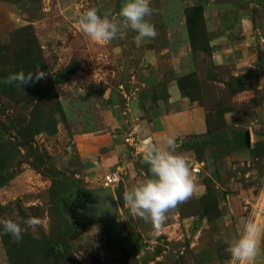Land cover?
<instances>
[{
  "label": "rangeland",
  "instance_id": "rangeland-1",
  "mask_svg": "<svg viewBox=\"0 0 264 264\" xmlns=\"http://www.w3.org/2000/svg\"><path fill=\"white\" fill-rule=\"evenodd\" d=\"M207 1L150 0L149 20L157 36L137 45V33L127 29L112 42L142 57L188 38L193 50L206 55L200 62L201 77L189 70L179 77L183 95L209 111V133L193 146L206 194L179 207L183 215L220 220L214 225L204 222L198 232L192 221L164 231L161 225L142 227L145 234H140L139 247L122 248L110 258L101 252L98 258L90 246L91 240L99 241L95 235L74 239L82 229L74 224L77 169L63 162L69 154L73 122L77 124L74 118L81 117L66 108L74 101L99 97L103 88L95 78L90 81L88 72L83 81L61 77L73 58L77 64L106 59L103 50L90 52L80 16L96 8L102 17L122 23L119 13L125 0H0L25 16V25L0 35V219L14 220L26 229L19 242L0 234V264H231L225 241L243 230L249 215V209L243 214L244 206L253 202L248 200L261 199L259 193L264 192V0H248L257 38L256 60L254 69L237 78L228 69L213 66L207 57L210 36L201 7ZM94 43L100 48L103 42ZM181 60L185 69L194 66L193 56L183 55ZM38 70L46 77L24 88L18 81L5 83L11 74ZM237 120L242 128L230 124ZM230 198H236L240 216H234ZM259 205L260 200L256 209ZM29 218L38 224L27 227L24 222Z\"/></svg>",
  "mask_w": 264,
  "mask_h": 264
},
{
  "label": "crops",
  "instance_id": "crops-1",
  "mask_svg": "<svg viewBox=\"0 0 264 264\" xmlns=\"http://www.w3.org/2000/svg\"><path fill=\"white\" fill-rule=\"evenodd\" d=\"M78 1L68 0L70 3ZM248 3V0H208L201 5L202 18L210 36L208 46L211 51L207 57L213 66L228 69L235 78L254 69L256 60L257 38L251 17L252 10ZM0 7V35L24 23V14L15 6L0 4ZM84 38L88 39L86 35ZM89 49L95 54L103 50L101 54L105 53L106 59L99 62L91 58L86 63L77 64V60L73 58L66 62L64 69L69 68L72 63L78 69L73 75L65 73L61 78L83 81L85 79L82 78L88 72L90 81L95 78V82H99L103 88V93L99 97H89L90 100L74 101L71 107H65L67 111L72 110L74 116L81 117L74 118L77 124L73 122L75 127L69 154H66L63 163H71L73 169H77L75 180L79 192L73 205H78L84 197H91L93 201L95 193L107 188H112L121 202L120 216L108 224L96 223L84 229V223L80 226L74 223L82 228L75 234L74 239L95 235L99 241L91 240L90 246H94L99 253L98 258H102V253L110 258L122 248L131 245L139 247L140 234H145L142 227H153L156 224L134 214L118 184L106 186V176L118 174L125 193L132 191L151 178L149 165L143 159L144 153L152 147H163L164 139L169 137L176 140V152L185 156L191 172L194 165H199L201 173V164L195 158L193 146L199 138L209 133V111L205 106L183 95L179 77L187 70L188 73L193 71L201 77L200 62L206 55L202 50H193L188 38L183 43L170 45L164 50L147 51L142 57L126 45L117 46L112 40L103 42L99 48L90 39ZM183 55L186 58L194 57L192 68L185 69L181 60ZM186 62L184 63L187 64ZM230 124L242 128L238 120L231 121ZM129 138L137 141L136 148L127 142ZM192 175L194 187L188 199H202L206 194V187L200 174ZM219 190L222 191L220 188ZM230 199L236 208L234 216H240L236 198ZM257 200L258 197L248 200L253 202L248 207L244 206L243 214L249 209L245 222L249 220L251 207ZM92 201L83 202L82 209L91 205ZM218 201L217 210H220V199ZM82 209L81 213L86 212ZM180 210L178 204L166 213V220L162 223L164 225L160 224L164 226L163 231L192 221L198 232L204 222L213 224L220 220L215 221L207 216L201 218L199 215H183ZM254 264H264V244L261 245Z\"/></svg>",
  "mask_w": 264,
  "mask_h": 264
},
{
  "label": "clouds",
  "instance_id": "clouds-1",
  "mask_svg": "<svg viewBox=\"0 0 264 264\" xmlns=\"http://www.w3.org/2000/svg\"><path fill=\"white\" fill-rule=\"evenodd\" d=\"M122 23H117L107 16L98 14V9L91 8L79 19L84 34L95 42H108L115 39L122 30L136 32L134 41L139 45L146 38L157 36L156 27L149 18L153 15L150 0H125L121 7ZM46 77L43 71L25 75L11 74L5 83L19 82L24 86ZM163 147H152L144 153V161L149 165L151 178L126 192L125 201L131 205L134 214L145 220H151L157 226L166 220V213L179 203L187 200L193 193L194 177L185 156L176 152L177 142L174 138H165ZM27 227H35L38 221L29 218L24 222ZM26 229L21 223L11 219H0V234L11 235L19 242ZM226 251L230 254L231 264H254L264 244V221L250 218L243 230L230 240Z\"/></svg>",
  "mask_w": 264,
  "mask_h": 264
},
{
  "label": "water",
  "instance_id": "water-1",
  "mask_svg": "<svg viewBox=\"0 0 264 264\" xmlns=\"http://www.w3.org/2000/svg\"><path fill=\"white\" fill-rule=\"evenodd\" d=\"M118 188L124 195L123 182L118 183ZM93 196L92 204L85 207L86 212L81 213V216L86 219L83 224L84 229L96 223L108 224L120 216L121 202L116 198L112 188L95 193Z\"/></svg>",
  "mask_w": 264,
  "mask_h": 264
},
{
  "label": "built area",
  "instance_id": "built-area-1",
  "mask_svg": "<svg viewBox=\"0 0 264 264\" xmlns=\"http://www.w3.org/2000/svg\"><path fill=\"white\" fill-rule=\"evenodd\" d=\"M127 142L131 144L133 147L135 148L137 147V141L134 138H129ZM192 173L196 176L200 174L199 165H194L192 167ZM119 181H120V177L118 174H112V175L105 177V184L107 187L113 184L117 185ZM261 193H262L261 199L258 198V202L260 200V205L256 209V206L258 205V202H257L256 205L251 207V214H250L249 219L256 218L261 221H264V192L262 191Z\"/></svg>",
  "mask_w": 264,
  "mask_h": 264
},
{
  "label": "flooded vegetation",
  "instance_id": "flooded-vegetation-1",
  "mask_svg": "<svg viewBox=\"0 0 264 264\" xmlns=\"http://www.w3.org/2000/svg\"><path fill=\"white\" fill-rule=\"evenodd\" d=\"M92 201V198L91 197H84L83 199H82V202L80 201V203L78 204V205H76L75 207L78 209V211L75 213V218H76V225H82L83 223H85L86 222V219L85 218H83L82 216H81V209H82V207H83V202H87V203H89V202H91ZM80 208V209H79ZM83 209H85V208H83ZM82 209V210H83ZM80 210V211H79ZM83 213V212H82Z\"/></svg>",
  "mask_w": 264,
  "mask_h": 264
},
{
  "label": "trees",
  "instance_id": "trees-1",
  "mask_svg": "<svg viewBox=\"0 0 264 264\" xmlns=\"http://www.w3.org/2000/svg\"><path fill=\"white\" fill-rule=\"evenodd\" d=\"M202 15H203V8H202ZM189 27V26H188ZM78 69V67L72 63L69 68H67L65 70V73H67L69 76L73 75V73H75V71Z\"/></svg>",
  "mask_w": 264,
  "mask_h": 264
}]
</instances>
